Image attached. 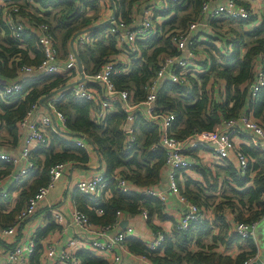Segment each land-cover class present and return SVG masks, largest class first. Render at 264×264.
<instances>
[{
	"label": "trees",
	"instance_id": "1",
	"mask_svg": "<svg viewBox=\"0 0 264 264\" xmlns=\"http://www.w3.org/2000/svg\"><path fill=\"white\" fill-rule=\"evenodd\" d=\"M83 0H37L36 15L31 20L45 23L59 41L58 49L64 59L69 50L68 42L84 30H91L93 41L77 50L86 75H92L101 69L110 58L120 57L126 52L125 65L117 64L119 72L113 82L117 89L126 90L131 100L139 102L146 96L145 87L158 70L160 57L176 55L171 38L174 34L186 30L196 20L201 5L208 0H175L168 3L165 13L154 12L153 20L162 14L167 20L158 24L162 33L136 42L139 53H129L128 47L120 49L114 37L109 34L110 23L96 26L94 19L100 11L95 3H84ZM151 0H111L116 19L130 23L137 18L144 7L150 6ZM77 2H79L77 4ZM152 4L155 3L153 0ZM237 2V1H236ZM239 3V2H238ZM248 7L245 3H240ZM85 8L88 11H85ZM254 17L248 20L231 19L213 21L209 28L211 33H204L205 40L198 43L200 52L206 61L200 64L206 72H199L189 77L188 87L164 82L158 93L156 106L162 112L173 117L171 133L178 140H186L195 135H216L223 127L224 120L238 118L248 112L253 117L264 121V88L255 98L250 96V85L254 82V64L256 57H264V23L247 32ZM54 24H53V23ZM96 26V27H94ZM94 27L93 29H91ZM56 31L64 34L57 36ZM2 33V34H1ZM60 34V33H59ZM232 36L233 51L227 55L218 49L224 37ZM26 49H18L17 44L9 38V32L0 18V83L6 80L22 81V90L12 97H0V140L18 141L17 124L23 120L33 104L45 99L43 104L53 98L54 108L66 118V131L62 135L48 134V142L37 147L32 158L37 171L21 186L14 208L3 213L5 203L0 202V224L8 226L22 209L26 200L39 188L48 184L49 168L56 163H74L84 166L89 161L88 154L69 142L66 136H84L94 149L107 177L119 174L137 188L159 187L163 182L165 155L162 151L152 152L151 146L158 142V128L148 123L142 114L127 126L130 136L122 132L125 116L118 107L107 114L103 122L96 121L91 113V103L76 99L66 87L74 77L72 72L66 75H47L38 78L19 76L21 66H38L43 56L39 52L36 36L25 33ZM223 39V40H222ZM123 57V56H122ZM118 61L119 58H118ZM127 68V71L124 69ZM197 77V78H196ZM216 80L223 82L224 91L216 98L213 87ZM222 97V98H221ZM2 133V134H1ZM5 139V140H6ZM130 139L133 142H130ZM4 140V141H5ZM244 154L249 156V167L245 176H240L228 161L222 160L213 168L203 165L193 167L191 172L199 175L200 180L191 179L185 173H178L176 184L179 193L189 203L202 210L205 219L190 223L186 231L175 229L172 221L170 232L165 233L156 227L154 219L167 220L164 215L165 204L155 198L123 194L117 189L114 181L108 183L106 193L99 202L89 201L74 194V206L87 215L96 226H110L114 223L115 214L121 211L125 215H136L140 210L148 213L147 224L154 234L164 233L163 244L155 251L149 250L144 243L134 237H128L124 243L128 250L161 264H243L248 257L255 254L253 240H242L234 232L238 222L252 223L264 216V152L254 148L243 147ZM43 154V155H42ZM0 175L10 176L13 167L0 163ZM102 170V169H101ZM185 174V175H184ZM184 177L183 181L179 177ZM19 189V188H18ZM12 187L8 188V192ZM8 200V199H7ZM6 200V201H7ZM102 214L98 215L97 211ZM208 213H214L209 220ZM231 216V219H227ZM214 227H217L214 230ZM52 223L38 231L36 251L31 257L38 261L41 254L40 239L54 230ZM246 244L235 256L225 253L231 245ZM222 249L219 251L218 249ZM80 264H105L92 252H78ZM36 263V262H34Z\"/></svg>",
	"mask_w": 264,
	"mask_h": 264
},
{
	"label": "built area",
	"instance_id": "2",
	"mask_svg": "<svg viewBox=\"0 0 264 264\" xmlns=\"http://www.w3.org/2000/svg\"><path fill=\"white\" fill-rule=\"evenodd\" d=\"M101 1V2H100ZM149 7H144L139 16L130 23L122 19L113 18L109 22V34L114 37L117 46L123 49L128 47L129 53H139L136 42H145L147 39L162 33L158 24L167 20V17L160 14L153 20L154 12L165 13L168 3L175 0H155ZM84 3L102 2L112 4L110 0H83ZM79 3V2H78ZM236 0H208L203 2L196 20L188 25L186 30L174 34L171 38L172 47L176 55L160 57L157 62L158 70L149 79L145 87L146 96L144 100L134 102L128 91L117 89L113 77L119 72L117 64L125 65L127 61L126 52L120 57L110 58L100 70L92 75H86L77 68V50L85 45H90L93 37L91 30H84L75 35L72 47L67 51L64 59L58 49V44L45 23H36L31 20L32 15H36L37 0H0V18L5 29L9 32V38L17 44L18 49H26L24 44L25 33L36 36L39 52L43 56L42 62L36 66H21L18 69L21 78H38L47 75H66L72 72L75 74L66 87L76 99H81L91 103V113L96 121L103 122L108 113L114 107H118L125 116V123L122 132L130 136L127 126L132 123L137 114H142L145 120L157 126L158 142L154 143L150 150L152 152L162 151L165 155V171L168 180V192L173 194L177 202L182 206V214L176 221L177 231H186L192 222L205 219L202 210L191 204L183 197L177 188L176 176L178 173L191 172V169L200 166L202 160L198 157L200 151H204L212 158L213 162L222 160L233 161L235 169L240 176H245L249 167V156L241 150L243 147L254 148L257 152H264V125L260 124L251 112L242 114L238 118L224 120L223 127L216 135H195L186 140L176 139L170 129L173 117L170 113L162 112L156 106L157 93L164 82L188 87L189 77H195L197 73L206 72L200 64L206 61V56L200 52L198 43L205 40L204 30H209V25L213 21L231 19L248 20L255 15L252 8L245 7ZM113 5V4H112ZM114 9V7H113ZM85 11H88L85 8ZM115 11V10H114ZM38 16V15H36ZM95 24L99 26L101 23ZM264 23L261 22V24ZM94 26V27H96ZM93 29V28H92ZM2 34V33H1ZM73 37V38H74ZM72 38V39H73ZM71 39V41H72ZM223 40V39H222ZM234 37H224L223 42H219L218 49L221 53L229 55L233 51ZM123 56V57H122ZM118 58L120 61H118ZM254 82L250 85V96L255 98L264 88V57L258 55L254 64ZM127 71V68L124 69ZM197 78V77H196ZM75 79V80H74ZM7 83H0V97H12L22 90V81L6 80ZM216 80L213 87L214 96L224 91L223 82ZM54 98L44 104H33L27 116L18 122V137L21 146L18 153L7 152L3 147L7 145L0 140V163H6L13 167L10 174L12 185L21 188L23 183L37 171L32 155L36 148L44 146L48 142V134L62 135L66 131V118L63 113L54 108ZM240 137L242 144L236 145L233 137ZM69 142L78 148L88 152L91 147L84 136H66ZM130 142H133L130 139ZM95 156L96 153H95ZM230 161V162H231ZM65 163H56L48 170L49 181L47 186L39 188L29 197L22 209L16 214L12 223L8 226L0 224V264H30V259L36 251V230H26V225L39 210L41 204L49 196L51 190L56 187L58 180L63 174ZM114 181L117 189L123 194L132 196H142L145 198H155L165 203L167 193L159 187L137 188L128 183L119 174L107 177L102 169L101 172L78 178L73 186L74 194H79L89 201L99 202L106 193L109 182ZM0 181V199H8V190L2 187ZM7 205V204H6ZM54 204L47 207L57 226H70L74 233L67 238L65 243L58 247L49 241H41L40 259L42 264H80L78 252L85 250L92 252L97 257L105 259V264H120L122 254H127L134 259L147 260V264H161L149 261L143 256L131 253L124 241L131 237L132 229L125 227L120 229V224L126 216L121 211L116 212L114 223L110 226H96L91 223L86 214L77 210L75 206L69 213V222L66 223L62 210L56 209ZM4 208L3 213H5ZM98 215L102 212L97 211ZM144 221H147L148 213L140 210L138 214ZM135 216V215H132ZM264 220H257L252 223L238 222L234 224V232L242 240H254L256 227ZM164 242V233L158 231L153 234L152 239L146 243L149 250H157ZM255 255L250 256L243 264H254ZM264 264V262L262 263Z\"/></svg>",
	"mask_w": 264,
	"mask_h": 264
},
{
	"label": "crops",
	"instance_id": "3",
	"mask_svg": "<svg viewBox=\"0 0 264 264\" xmlns=\"http://www.w3.org/2000/svg\"><path fill=\"white\" fill-rule=\"evenodd\" d=\"M236 1L241 2V3H245L248 6V8L250 7L255 11V15L253 16L254 17L253 23L246 28L244 27V29L247 32L252 31V29H254L255 26L261 25V22L264 21V0H236ZM100 7H101V12L99 11V13L97 14V17L99 15V18L97 19V17H96L94 19V23H95L96 19L100 23V22L111 21L115 17V11L113 9L112 4H109L107 2H105V3L102 2V3H100ZM98 22H96V24H98ZM205 31H207L208 34L211 33L209 30H204L202 32L203 33L202 37L204 39H206L204 37V35H205L204 33H206ZM68 46H69V48L72 47L71 39L68 42ZM1 83H7V82L3 81ZM250 114H252V116H253L252 112ZM255 119L264 125V121L257 119V118H255ZM8 140H11V139L8 138ZM17 140L18 141H16V142L11 141V142H13V145L11 143V144H9L10 146L7 145L6 147H3V149H5L9 153H13V154L18 153V151L20 150L21 142H20L19 137ZM233 142L236 145L242 144V140L240 137L234 136ZM86 153L89 156V161L84 166H80V165H77L74 163H65L63 174H62L61 178L58 180L56 187L53 190H51V192L49 193V196L41 204L37 213L34 215V217L26 225V230L33 231L35 229L36 230V236H37L38 231L45 229L47 227V225H49L50 223L53 222L55 229L51 230L46 235H44V237H42L40 239L41 241H44V240L49 241V242L55 244L56 246L60 247L65 243L67 238H69L73 235L74 230L70 226H57L54 223V219H53L52 215L50 214V210L47 207V205L54 204L53 206L56 209L62 210L63 214L65 216V219H66V223L69 222V213L74 207V192L72 191V186H73L74 182L78 178H83V177H86V176L91 175V174L99 173L102 171L101 169L104 170L99 159L97 158V156H95V151L92 147H90L88 149V152H86ZM198 157L202 161L204 160V162L208 164V165L205 164L207 167H209V165L211 164L210 168H213L214 165L220 164L217 162H213L214 160L212 158H210L208 156V154L205 153L204 151H200L198 153ZM225 161H227V160H225ZM230 161H228V163H230L232 165V167L235 168V163L233 161H231V162ZM3 169H4L3 167H0V170H3ZM185 174L187 177H189L191 179L200 180L199 175H197L193 172H189V173L187 172ZM163 175H164L163 176V182L160 183L159 188L162 191H165L167 193V201L164 203L166 208H165L164 215H163L166 217L167 220L161 221V220L155 218L153 223L155 224L156 227L160 228L162 231L167 233V232H170L171 228H172V221L170 219L177 221L179 219L180 215L182 214L183 210H182V206L177 202L174 195L168 192V180H167V175L164 171H163ZM179 179H181V181H183L184 177L183 176L179 177ZM0 181H2V185H3L2 187L4 189L8 190L9 187H12V191L10 192V190H9V192H8V200L4 201V200L0 199L1 203L7 204L6 210H5V214H6L14 208L15 203L17 202V199H18L19 192H21L20 191L21 188L17 187L16 185L13 186L10 177L7 175L6 176L0 175ZM209 214L210 213L207 214L208 219L212 220L213 217L209 218ZM227 219L228 220L231 219V216H228ZM122 223H125V227L132 229L131 237H134V238L140 240L144 244L148 243L153 237V234H154L153 230L148 226L147 221H144L139 215L126 216L124 218V220L122 221ZM119 228L122 229L121 224H120ZM216 229H217V227H214V230H216ZM253 244L256 248L255 253L257 254L255 256V258H256L255 263H258L259 261H261V263H263L264 262V248L259 249L257 247V242L255 239L253 240ZM246 248H247L246 244H240L239 246L235 244V245H231L229 249H226L225 253H229V255H231L233 257L237 253H239L240 250L246 249ZM218 250L221 251L222 249L220 248ZM98 258L105 261V259L102 257H98ZM121 259H122V261L120 264H147V260L134 259L127 254H122ZM34 262H36V263H34ZM34 262L31 258L30 264H42L40 257H39L38 261H34Z\"/></svg>",
	"mask_w": 264,
	"mask_h": 264
},
{
	"label": "rangeland",
	"instance_id": "4",
	"mask_svg": "<svg viewBox=\"0 0 264 264\" xmlns=\"http://www.w3.org/2000/svg\"><path fill=\"white\" fill-rule=\"evenodd\" d=\"M110 2H111V0H110ZM77 4H78V2H77ZM99 8H100V12H101V7H100V4H98L97 5ZM99 18V15H98V17H97V19ZM95 20V23L94 24H96V22H98V20ZM53 23V22H52ZM99 23V22H98ZM54 24V23H53ZM60 33V34H59ZM56 34H57V36H59L60 37V35H63L64 34V32L63 31H56ZM56 42H57V44H59V41H57L56 40ZM59 48V47H58ZM75 80V79H74ZM221 84H222V82H221ZM215 93H213V95H214ZM217 95H218V99H219V93H217ZM222 98V97H221ZM260 123V122H259ZM261 124V123H260ZM2 134V133H1ZM5 140V139H4ZM3 139H1V142H4V144L5 145H8V146H10L9 144H10V142H8V140L6 139L5 141H4ZM208 165L207 163H205L204 162V160L201 162V165H203V166H206V165ZM210 164V163H209ZM211 166V164L209 165V167ZM207 167V166H206ZM188 173H189V171H188ZM214 216V213H210L209 214V218H211V217H213ZM207 217H208V215H207ZM254 237H255V240H256V242H257V247L259 248V249H263L264 248V220L262 221V222H260V224L256 227V229H255V231H254Z\"/></svg>",
	"mask_w": 264,
	"mask_h": 264
},
{
	"label": "water",
	"instance_id": "5",
	"mask_svg": "<svg viewBox=\"0 0 264 264\" xmlns=\"http://www.w3.org/2000/svg\"><path fill=\"white\" fill-rule=\"evenodd\" d=\"M92 28H94V27H92ZM92 28H91V29H92ZM74 40H75V37L72 39V41H71V45L73 44ZM77 68H78V71H79V72L82 71L81 63H80V61H79L78 59H77ZM44 101H45V99H41V100L39 101V104H43ZM124 227H125V223H121V228L123 229ZM254 264H262V263H261V261H259L258 263H254Z\"/></svg>",
	"mask_w": 264,
	"mask_h": 264
}]
</instances>
